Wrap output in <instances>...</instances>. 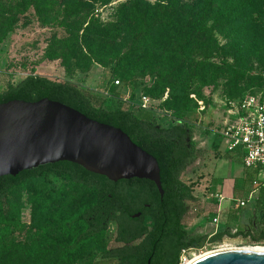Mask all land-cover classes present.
<instances>
[{
    "label": "rangeland",
    "instance_id": "rangeland-1",
    "mask_svg": "<svg viewBox=\"0 0 264 264\" xmlns=\"http://www.w3.org/2000/svg\"><path fill=\"white\" fill-rule=\"evenodd\" d=\"M73 1L46 2L44 17L49 21L42 23L32 0H0V94L9 82L16 83L27 75L42 74L75 82L92 97L95 106L102 102L104 108L112 109L113 106L106 103L112 100L107 95L111 82L116 78L121 82L126 77L136 79L140 83L136 86L138 93L151 98L152 107L162 124L173 123L176 119L190 120L194 125V140L202 149L198 160L181 176L186 183L195 184L194 193L199 198L187 203L189 214L185 228L206 234L208 238L227 228L233 233L244 229L246 212L254 210L236 208L235 203L224 204L217 226L210 222L217 205V194H242L250 185L242 169H235V164L239 163L227 154V141L217 131L226 109L225 101L247 95L264 99V44L252 40L260 30L256 25L264 18L261 11L264 0H244L253 7H245L242 20L237 24L241 30L234 32L229 27L214 30L213 53L204 58L196 56L206 62L200 71L205 79L196 77L191 81L185 95L186 103L179 107H175L174 100L169 97L171 86L161 82L160 75L167 71V63H162L164 57L146 58L147 65L138 62L128 74L120 65L119 59L135 46L132 36L138 26L132 20V13L128 16L127 8L123 6L129 0H90L92 8L81 14L88 13L99 23L118 22L121 31L116 33L113 41H101L106 51L98 55L109 63L107 65L95 62V54L85 56L79 49L81 38L76 27L57 24L69 19L63 9ZM146 1L153 5L159 0ZM105 33L100 32V35ZM167 37L168 33L164 32L157 34L154 40L162 43ZM237 41L247 46L245 51L236 50ZM70 42H74L71 51L66 47ZM139 54L145 55L143 51ZM202 105L205 108L201 110ZM95 199L93 189L76 186L53 173L31 179L26 185L13 189L7 199L0 202V264H50L58 261L64 245L82 230L78 226L69 229L66 222L93 204ZM115 235L116 223L111 221L105 233L85 243L65 264H91L106 247L117 245ZM256 245L264 246L243 235L225 236L217 242L207 239L202 246L189 250L186 256L190 260L212 250Z\"/></svg>",
    "mask_w": 264,
    "mask_h": 264
},
{
    "label": "trees",
    "instance_id": "trees-1",
    "mask_svg": "<svg viewBox=\"0 0 264 264\" xmlns=\"http://www.w3.org/2000/svg\"><path fill=\"white\" fill-rule=\"evenodd\" d=\"M48 1L31 2L42 23L49 21L44 17L47 11L44 5ZM89 1L74 0L65 6L63 14L69 19L60 20L57 24L67 28L76 27L81 38L79 49L85 56L95 54V62L107 65L109 63L98 55L106 51L101 41L112 42L121 30L116 21L106 24L89 17L88 13L81 16L85 10L92 8ZM123 6L127 8L128 16L132 13V20L138 26L132 36L135 46L119 59L121 67L128 74L138 62L147 65L146 58L164 57L162 63H167V71L160 78L162 84L171 86L169 97L174 100L175 107L185 105V95L191 81L203 76L200 72L206 63L203 58L214 51V30L225 27L234 32L241 30L237 24L242 20L245 7H253L244 0H159L153 5L146 0H129ZM262 10L264 12V7ZM256 26L260 30L252 40L264 44V18ZM94 27L98 29L94 30ZM103 31L106 33L101 36L100 32ZM164 32L168 33L165 41L160 43L154 40L157 34ZM73 44H67V49L71 51ZM235 47L238 51L247 48L241 41H237ZM140 51L145 55H140ZM196 56L203 58L197 59ZM115 80H119L124 87L118 88ZM115 80L107 93L112 100L106 102L113 106L112 109L104 108L102 102L100 106H95L92 97L79 84L42 74L27 75L16 83L9 82L6 90L0 94V103L13 99L37 101L42 98L59 101L92 119L119 127L137 145L152 154L160 166L163 195L149 179L112 181L70 161L40 165L15 176H1L0 202H4L13 189L49 173L95 191V202L66 222L67 228L78 226L82 230L64 245L57 258L59 260L50 264L70 261L85 243L105 233L111 221L116 223L117 245L106 247L91 264H180L183 250L200 247L207 239L221 241L225 236L243 235L253 242L264 244V202H259L252 214L246 213V227L235 233L227 228L208 238L206 234L185 228V219L189 214L187 203L199 199L194 193L195 184H188L181 178L202 153L194 140V125L188 119L162 124L153 108L146 110L138 105L141 95L146 94L138 93L136 86L140 83L136 79L126 77L122 79L123 82L120 78ZM123 88L130 90L128 100L124 99L126 90ZM239 98L241 96L232 99ZM138 213L140 216H137Z\"/></svg>",
    "mask_w": 264,
    "mask_h": 264
},
{
    "label": "water",
    "instance_id": "water-1",
    "mask_svg": "<svg viewBox=\"0 0 264 264\" xmlns=\"http://www.w3.org/2000/svg\"><path fill=\"white\" fill-rule=\"evenodd\" d=\"M60 161L112 181L149 179L164 194L157 159L121 128L48 98L0 103V177ZM191 264H264V253L217 249Z\"/></svg>",
    "mask_w": 264,
    "mask_h": 264
},
{
    "label": "built area",
    "instance_id": "built-area-1",
    "mask_svg": "<svg viewBox=\"0 0 264 264\" xmlns=\"http://www.w3.org/2000/svg\"><path fill=\"white\" fill-rule=\"evenodd\" d=\"M116 85H120L119 80H115ZM130 90L124 92V99L130 98ZM202 103V102H200ZM138 105L143 109H152L151 98L141 95ZM226 106L223 118L217 131L227 141V154L240 153L242 165L247 170L255 172L252 181L253 190L246 198H231L235 202L236 208H243L254 202L255 191L264 187V100L255 95L242 96L239 99H230L223 103ZM205 106H201V110ZM226 196L222 193L216 195L217 205L211 216V224L217 226L220 222L223 210V201ZM187 250H183L180 264L187 260Z\"/></svg>",
    "mask_w": 264,
    "mask_h": 264
},
{
    "label": "crops",
    "instance_id": "crops-1",
    "mask_svg": "<svg viewBox=\"0 0 264 264\" xmlns=\"http://www.w3.org/2000/svg\"><path fill=\"white\" fill-rule=\"evenodd\" d=\"M223 154V153H222ZM232 156V159L233 160H236L238 161L239 164H235V169L236 170H240L242 169V172L246 174V177L248 178L249 182H250V185L249 187L242 193V194H232V193H229L226 196V199L223 201V206L225 203H227L228 205H231L232 203H235V202H231L230 199L231 198H246L249 194L250 191H252L254 188L252 186V181L255 177V172L252 171V170H247L243 167L242 165V156L240 153H232L231 154ZM243 175V174H242ZM255 195H256V199L254 202L250 203L248 206L246 207H243L241 209H246V211L248 210V208H252L253 210L255 209L256 205L259 203V202H264V187H260L259 189H257L255 191ZM228 196V197H227ZM234 209V208H232ZM231 209V210H232ZM249 212V211H247ZM246 212V213H247ZM250 213V212H249ZM253 213V212H252ZM250 213V214H252ZM246 215V214H245Z\"/></svg>",
    "mask_w": 264,
    "mask_h": 264
},
{
    "label": "bare ground",
    "instance_id": "bare-ground-1",
    "mask_svg": "<svg viewBox=\"0 0 264 264\" xmlns=\"http://www.w3.org/2000/svg\"><path fill=\"white\" fill-rule=\"evenodd\" d=\"M232 249H237V248H232ZM242 250H251V251H257V252H263L264 253V246H250V247H245V248H240ZM210 252V251H209ZM209 252H205V253H201L199 255H195L193 256L190 260H187L186 262H184L183 264H191L193 263L195 260L201 258L202 256H204L205 254L209 253Z\"/></svg>",
    "mask_w": 264,
    "mask_h": 264
}]
</instances>
